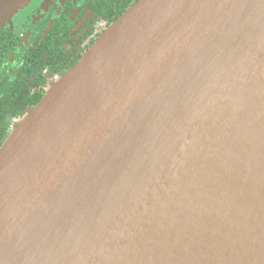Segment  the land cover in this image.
<instances>
[{"label": "water", "instance_id": "obj_1", "mask_svg": "<svg viewBox=\"0 0 264 264\" xmlns=\"http://www.w3.org/2000/svg\"><path fill=\"white\" fill-rule=\"evenodd\" d=\"M0 264H264V0H138L50 84L0 146Z\"/></svg>", "mask_w": 264, "mask_h": 264}, {"label": "flooded vegetation", "instance_id": "obj_2", "mask_svg": "<svg viewBox=\"0 0 264 264\" xmlns=\"http://www.w3.org/2000/svg\"><path fill=\"white\" fill-rule=\"evenodd\" d=\"M137 1L29 0L17 9L0 28V140L32 109L23 101L42 97Z\"/></svg>", "mask_w": 264, "mask_h": 264}, {"label": "trees", "instance_id": "obj_3", "mask_svg": "<svg viewBox=\"0 0 264 264\" xmlns=\"http://www.w3.org/2000/svg\"><path fill=\"white\" fill-rule=\"evenodd\" d=\"M41 98H42L41 96L36 95V96H34V97L30 98V99H26V100L23 101L22 106H25L26 103H30V105L34 107L40 101ZM33 107H31V108H33ZM7 134H8V132H7ZM7 134L6 133L3 134V136H2V138L0 140V146L2 145V142H4L5 139L7 138L6 137Z\"/></svg>", "mask_w": 264, "mask_h": 264}]
</instances>
